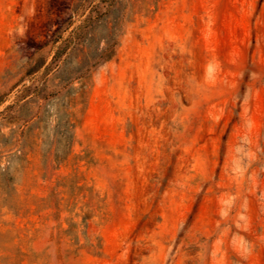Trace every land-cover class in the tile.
Wrapping results in <instances>:
<instances>
[{
    "label": "rangeland",
    "instance_id": "obj_1",
    "mask_svg": "<svg viewBox=\"0 0 264 264\" xmlns=\"http://www.w3.org/2000/svg\"><path fill=\"white\" fill-rule=\"evenodd\" d=\"M0 264H264V0H0Z\"/></svg>",
    "mask_w": 264,
    "mask_h": 264
},
{
    "label": "trees",
    "instance_id": "obj_2",
    "mask_svg": "<svg viewBox=\"0 0 264 264\" xmlns=\"http://www.w3.org/2000/svg\"><path fill=\"white\" fill-rule=\"evenodd\" d=\"M79 31L77 33L78 38L81 34L83 36L86 34L85 31H83L82 27H79ZM56 40H51L52 43H55ZM80 42L76 43V46L73 49V52L80 53L82 56L80 64L76 66L72 71L66 72L65 69L62 67L60 69H57V73L53 75L52 78H44V84L42 87H29L28 90H31L33 99H45L48 96V92H46L47 83H51V85L57 87V90L53 91L51 94L52 96H56V99H62L65 97H69L72 99V97L77 92H82L84 88L86 87V80L88 79V75L86 74L87 71L90 69V67L94 66L96 63L101 61H106L110 59L114 54V48L116 45V40H113L111 42H108L106 47L101 49L99 52H94L93 54L85 53L83 50L82 44ZM66 45H63L61 47H58L57 50L53 53L51 60L49 63L45 64L44 60L36 61L34 64H32L27 70L26 74L30 75L37 71H39L42 67L43 69V75L46 76L50 69L56 64L57 60L60 58L61 54L64 53L66 50ZM96 50V49H95ZM77 55V54H76ZM54 79H57L56 83H52ZM77 79L80 84L78 87L74 88L68 85L72 83L73 80ZM67 88V89H66ZM72 127L73 124L70 123V120L67 119L65 122V127ZM71 226V225H70ZM77 244V242H76ZM91 245V244H90Z\"/></svg>",
    "mask_w": 264,
    "mask_h": 264
}]
</instances>
